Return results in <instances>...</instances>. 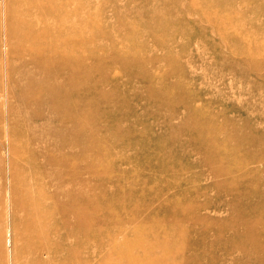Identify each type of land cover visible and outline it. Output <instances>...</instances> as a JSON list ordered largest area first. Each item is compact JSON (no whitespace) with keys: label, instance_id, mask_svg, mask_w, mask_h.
Returning a JSON list of instances; mask_svg holds the SVG:
<instances>
[{"label":"rangeland","instance_id":"obj_1","mask_svg":"<svg viewBox=\"0 0 264 264\" xmlns=\"http://www.w3.org/2000/svg\"><path fill=\"white\" fill-rule=\"evenodd\" d=\"M21 12L13 0H0V264H35L26 214L12 204V171L24 169L30 156L39 165L44 158L20 153L23 142L36 153L56 145L57 133L67 127L77 139L79 123L84 129L78 139L88 149L81 152L78 143L69 148L76 165L72 194L101 231L87 240V264H116L106 260L114 252L136 257L135 264H156L157 256L164 258L158 264H264V210L252 203L257 190L264 192V0H73L72 70L84 75L71 100L74 124L63 112L45 125L18 112L24 72L38 73L24 53L29 42L17 46L25 32L16 22L24 18ZM17 119L16 133L24 136L17 137L24 139L14 142ZM34 124L43 126L34 132L36 145L28 134ZM62 148L64 154L68 149ZM248 189L257 191L255 198ZM109 199L117 205L109 211L114 224L99 220ZM246 216L255 221L245 222ZM159 220L170 227L161 228L157 239L170 236L158 248L147 241L154 227H162ZM141 231L146 241L137 248Z\"/></svg>","mask_w":264,"mask_h":264},{"label":"bare ground","instance_id":"obj_2","mask_svg":"<svg viewBox=\"0 0 264 264\" xmlns=\"http://www.w3.org/2000/svg\"><path fill=\"white\" fill-rule=\"evenodd\" d=\"M9 2H10V0H9ZM13 2L17 3L19 5V7L22 9L23 13L21 12V15H22V17H24V18H21L22 20L21 19L19 21L16 20L17 23L22 25V27L24 28V31H25L17 39L18 40V44H17L18 49L22 48L23 43H25L26 41L29 42V47L27 49L24 48V53L30 54L31 58H30L29 66H33L34 68L38 69V73L34 76H30V75H28V73L24 72V83H22L23 100L20 101V106H19L20 108L18 109L19 111L18 110L17 111L22 112V114L23 113L24 114L25 113L26 114L31 113L30 115H32V119L36 123H38V125H40V124L45 125L46 123H48V121H50L52 119L54 120L53 117L60 116V112H63L65 114L66 120L69 121V123H71L73 121L71 119V115H70V108H72L71 100L75 96V92H77L76 88L77 87L79 88V84H80L81 79L84 78V75H81V74L75 76V74L73 73V70H72L73 69L72 58L75 56V53H76L75 43H73L74 31H73V26L71 25L72 12H70V7L73 3V0H13ZM12 15L11 16L8 15L9 16L8 19H10L9 21L11 23L14 20ZM10 22H9V24H10ZM58 30L60 31L59 33H58ZM9 31H10V35L14 34L13 28H11ZM39 54L43 55V57L41 59L39 57ZM44 54H46V55L44 56ZM48 55H49V57H48ZM80 64L81 63L79 62V65ZM44 65H46V66L50 65V67H52L53 71L52 70H50V71L46 70L45 69L46 66H44ZM25 68H27V67H25ZM82 68H84L83 65H82ZM60 76H62V79H63L62 82L61 81L58 82L56 79L57 77H60ZM76 83H77V85H76ZM65 87H68V88H65ZM60 106L63 107L62 110H61ZM26 114H25V116H26ZM13 119H15V118L13 117ZM74 123H75V121H73L72 124H74ZM17 124H18V119L12 125L13 129H14L13 130L14 134H13L12 140L14 142L16 140L23 141V139H24V138L21 139V137H24V136L16 133V131H17L16 126H18ZM41 127H43V126H41ZM41 127H37V124H34L32 129L30 130L31 132H28V134L30 133L29 134L30 135V141L33 142L35 145H36V143H40V138L35 133H40ZM82 129H84V128L81 125V123H79L77 136H76L77 139L75 138L76 131L74 130V128L72 129L71 127H67L66 129H63L62 134L57 133V136H60V139H59L60 141L57 142L56 145H52V144L44 145L43 148L39 151L37 150L36 153H33L32 150L30 151V149L28 147L29 145H28V143H26V139H25V142H23L24 144L20 149L21 150L20 153H24V151L26 153L31 152V155L33 154L35 157L40 154L44 158L43 164L42 163H41V165L37 164L33 160V157L30 156L29 159L26 158L28 160H26L24 158L25 159L24 162L26 163L24 169L22 167H20V168L14 167L13 168V171H12V204H13V206H14L13 208L15 210L18 209L21 212H24L26 214V219H25L26 222H25V224L23 223V225L28 224L27 230H25V229L24 230L27 232L29 240L32 241L33 243H35L34 244L35 248H33L34 249L33 261H35L34 262L35 264H87L88 260H87V256L85 255V252L88 250L87 244H88V241H90L89 238L90 237H95V238L97 237L98 238L99 234H101L100 233L101 231L97 230V224H99L100 222L97 223V221L95 219V215H93L90 212L89 208L86 207L87 205H85V203L76 202L75 198H74V194H72L73 186H74V182H75L74 181V167L76 165H74L75 161H73L74 160V157H73L74 154L70 151L69 148H70V146L74 147V145L76 143H78L81 146V149H80L81 152H86L88 147L85 144H83V140L78 139L79 135L80 136L82 135ZM199 130H196V131L199 132ZM60 131L61 130H59L58 132H60ZM208 132H210V131H208ZM214 132H216V131L214 130ZM217 133H218V131H217ZM198 134L200 135V133H198ZM18 135L21 136L20 139L18 138L19 137ZM205 136L207 137V135H205ZM214 136H212V139ZM218 136H220V135H218ZM202 137H203V135H202ZM219 139H217V140H219ZM158 141H160V140H158ZM162 141H163V143L165 142L164 140H162ZM170 141H171V139L169 141H166V143L167 142L171 143ZM206 141H208V138ZM225 141H227V144H228V140L225 139ZM219 142H220V140H219ZM204 143H206V142H204ZM158 144H156V145H158ZM165 144H164V146L168 147ZM175 144H176V142H175ZM206 144L207 145H205V146L210 147V145H208V143H206ZM21 145H22V143H21ZM159 145H160V148L161 147L163 148V146H161L162 143H160ZM179 145H180V143H178V146ZM182 145H185V144H182ZM170 146H171V144L169 145V147ZM211 146H213V145H211ZM216 146L217 145H215V149H216ZM227 147L230 148L233 146L232 145L229 146V144H228ZM60 148H62V149L65 148L68 150L63 154L60 152ZM193 148H195V147H193ZM213 148H214V146L211 147V149H213ZM237 148H238V150H240L239 146ZM241 148H243V147H241ZM15 149H18V147H16ZM177 149L174 150V152L176 151V153H178ZM186 149L187 148H185V150ZM215 149H214V151H216ZM223 149H225V146ZM223 149L221 148V150H223ZM182 150H181V152H182ZM226 150H227V148H226ZM16 151L18 152V150H16ZM16 151H14V152L17 154ZM195 151H197V150H195ZM227 151L229 152V150H227ZM14 152H13V155H14ZM166 152L168 153V151H165V153ZM221 152H219V153L223 154ZM172 153H173V151H172ZM224 153H225V151H224ZM232 153H234V152H231L230 154H232ZM17 155H14V157H16ZM21 155L23 156V154H21ZM167 155H164V158H165V156L168 157ZM169 155H170V158L172 156V160H173V158H174L173 155H175V154H169ZM225 155L223 154V156H225ZM179 156L180 155H178V158H179ZM220 156H222V155H220ZM231 156H233V154ZM231 156H227V158L228 157L232 158ZM24 157H27V156H24ZM16 158H14V159H16ZM19 158H20V156H19ZM57 158L59 159V162L56 163L55 160ZM174 159H176V158H174ZM181 159H182V157H181ZM235 159H236V157H235ZM185 160H187L189 162V159L184 157L182 161H185ZM231 160H233V159H231ZM218 161H220V160H218ZM163 162H164V160H163ZM225 162H227V161H225ZM228 162L231 163L230 159ZM190 164L191 163H189V165ZM61 167L63 168V170L59 174H55L56 171H58ZM190 170H191V167H190ZM90 186H92V185H90ZM262 190L264 191V189H262ZM247 191L250 192L249 189ZM253 191L254 192H252V193L250 192L251 194H253L252 197L254 196V193L257 194V191H258L259 197H260V195L264 196V192H263V194H261L262 191H260L261 192L260 194H259V190H257L256 192H255V190H253ZM113 192H116L114 188H113ZM113 195H114V193H113ZM245 195H246V193H245ZM247 198L249 199V197H247ZM254 198H255V196H254ZM256 198H257V195H256ZM258 198L254 199L253 202L252 201L251 202L254 204V206L256 205V207H258V209H262V211H263L264 210L263 209L264 203H262L263 197L261 198L262 199L261 202H259V203H262L263 205L261 206L258 204L259 206H261V208L259 206H257L256 202H255L256 204L254 203L255 200L259 201ZM251 199H253V198H251ZM100 201L101 200H99V202ZM90 203H91V201H90ZM97 203H98V201H97ZM105 204L101 205V203H100V207L105 205L104 206L105 211L102 213L103 215L99 217V220L103 221L104 224L111 223V221H112V224H114L115 221L111 219L112 217L110 216L109 211L112 208L115 209L117 207V205L113 199H109L107 202H105ZM248 204H251V203H248ZM240 206L241 205L239 204L238 207H240ZM98 207H99V205H98ZM246 208H247V206H246ZM249 208L255 209V207L253 208V206L252 207L248 206V209ZM15 210H14V212H16ZM244 210H242V211H244ZM93 211H94V209H93ZM97 212H99V211H97ZM185 212H187V210ZM259 212H260V210H259ZM247 213H248V211H247ZM255 213H256L255 214L256 216L259 214V213L257 214V212H255ZM244 214L246 215L245 212H244ZM244 214H243V216L245 218ZM262 214H263V212H262ZM108 215H109V217H108ZM248 215H249V213H248ZM251 215L252 214L250 213V216ZM254 216L252 215V219L254 218ZM233 217H232V219H233ZM246 217H248V218L247 219L243 218V220H245V222H246V220L248 222V219H250L252 221V219L249 216H246ZM164 220H165V218H164ZM261 220H263V223H264V218ZM261 220H259L260 225L263 224V223H261ZM16 221H17V219L15 220V222ZM234 221L236 222V220H233V222ZM254 221H252V222H254ZM162 223H164V222H162ZM162 223L160 224V220H159L158 224H160V226H162V227H159V226H156L153 224L154 226H156V227H154V229L152 231L153 232L152 237L154 235V238L152 240L150 239V241H147L149 244H153L154 247L156 246L158 248H159V245L162 243V241L166 240V238H169V236H170V235L168 236V234H169V231H168V234H165L166 233L165 232L162 234L163 236L159 237L160 240L157 239V237L159 236V235L157 236L158 232L160 230L162 231L161 228H165V226H166V225H162ZM165 224H167V223L165 222ZM149 225L152 226V224H149ZM18 226H20V225H18ZM166 227L169 228L170 225L169 226L167 225ZM22 229H23V227L20 228L21 231H22ZM93 231L98 232V233H95L93 235V233H92ZM17 232L21 233L19 230L16 231V234H19ZM172 232L173 231H171V233ZM144 233L145 232H142L138 238L136 237L137 241L134 244L135 247L139 248L143 244H145L144 242L146 240H144V238H143V236L145 235ZM22 234L25 235V233H21L19 235H21L22 238L25 237ZM91 235H93V236H91ZM36 243H37V245H36ZM128 245H132V244H127V245L125 244L122 248L128 249ZM161 246H164V245H161ZM161 248L163 249L164 247H161ZM27 250H29V249H27ZM44 250H46L45 252H47V254L49 255L47 261H42V259L40 258V254H42V251H44ZM165 250H166V248H165ZM165 250H164V252H166ZM27 253L30 254V251H27ZM148 253H150V252L148 251ZM161 253H163V252H161ZM29 254L27 256H29ZM142 254H141V256H143ZM153 255H154V252L151 253V256H153ZM163 255L165 256V253ZM22 257H24V256H22ZM108 257H109L108 259L106 258V260H108V262H111L110 260L115 259L116 264H135V261H132V260L137 259L136 257L129 258V257L117 255L115 252L112 253L111 255H109ZM157 258H158L157 262H160L159 260H164V258L159 259L158 256H157ZM146 260H147V258H146ZM147 261H149V258ZM104 262H107V261H104ZM157 262H156V264H158ZM136 263H137V261H136ZM166 264H167V262H166Z\"/></svg>","mask_w":264,"mask_h":264}]
</instances>
